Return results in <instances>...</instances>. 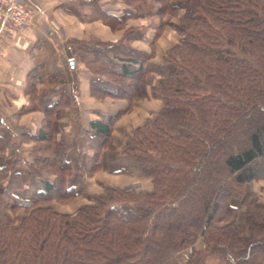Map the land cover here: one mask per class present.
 I'll return each instance as SVG.
<instances>
[{
  "label": "trees",
  "instance_id": "1",
  "mask_svg": "<svg viewBox=\"0 0 264 264\" xmlns=\"http://www.w3.org/2000/svg\"><path fill=\"white\" fill-rule=\"evenodd\" d=\"M158 1L161 18L178 14L171 0ZM187 3L173 23L182 38L167 51L171 66L160 70L165 107L134 130L125 149L152 178L153 190L109 188L73 214L51 206L75 199L68 177L101 169L102 152L115 149V121L148 95L150 54L129 43L70 39L68 53L82 60L93 55L99 66L91 95L126 98L129 104L92 121L90 129L79 127L72 146L58 137L64 100L45 109L39 132L25 134L37 143L30 172L44 187L20 199L11 191L24 186L22 177L10 175L4 193L13 203L0 197V264H179L176 254L200 237L205 248L185 264H200L209 255L228 264H264L258 259L264 255V203L245 190L248 182L264 180V0ZM96 10L108 24L125 23ZM131 32L130 39L140 37ZM34 91L32 84L35 99ZM71 148L79 155L76 167ZM234 200L246 208V234L234 218ZM8 207L14 213L24 209L19 223Z\"/></svg>",
  "mask_w": 264,
  "mask_h": 264
},
{
  "label": "crops",
  "instance_id": "2",
  "mask_svg": "<svg viewBox=\"0 0 264 264\" xmlns=\"http://www.w3.org/2000/svg\"><path fill=\"white\" fill-rule=\"evenodd\" d=\"M24 1L31 12L28 25L13 35L0 34V136L4 140V149L0 152V167L4 168L0 174V197L5 204L13 203L4 193L12 173H19L24 182L22 188L11 191L20 199H29L44 187L42 178L30 172L38 153L37 143L25 139V134L39 132L47 107L60 98L64 100L58 137L71 146L77 141L79 127L90 129L92 121L103 120L126 108V100L109 97L102 100L91 95L90 82L100 76L98 69L92 67L95 65L93 55L82 60L77 53L66 51L65 44L70 39L93 43L107 34L112 42L118 41L114 33L102 25L96 8L105 15L137 26L135 31L140 37L129 44L150 54L145 63L148 95L136 101L130 113L115 121L112 133L115 149L102 152L101 169L84 178L77 173L68 177L67 185L75 188L77 196L67 206V211L55 203L51 206L58 212L73 214L82 205L92 203V196L107 194L109 188L137 186L151 192L152 178L142 173L136 159L125 149L134 130L165 107L160 70L171 66L167 50L182 37L173 23L178 22L189 7L187 0H171L178 7V14H166L163 18L157 13L160 4L148 10L132 0ZM161 26L164 29L159 34ZM32 84L35 99L31 97ZM70 158L76 167L79 155L74 148L70 150ZM196 247H204L202 237Z\"/></svg>",
  "mask_w": 264,
  "mask_h": 264
},
{
  "label": "rangeland",
  "instance_id": "3",
  "mask_svg": "<svg viewBox=\"0 0 264 264\" xmlns=\"http://www.w3.org/2000/svg\"><path fill=\"white\" fill-rule=\"evenodd\" d=\"M136 3L140 4L143 9H148L149 10L153 6H156L157 4H161L162 2L157 1V0H140V1H137ZM166 14L167 15L168 14L169 15H174L175 13L174 12H168ZM100 20H101L102 25H104L107 28H109L111 33H114V35L118 39L117 42H119V43H130L131 44V42H134L136 40V39L135 40L130 39V37L132 35V32L131 31L132 30H135L137 28L136 25H133V24L132 25H128L127 23L120 24V25H118L116 23H113L111 25V24L106 23V21H104L103 19H100ZM159 29H160L159 30V34H160V33L163 32V29L164 28L161 26V28H159ZM102 36H103V38L98 39V40L94 41L93 43L107 44L108 42H112V39H110V37H108L107 34H103ZM179 43H180V40L177 43H175V45L176 44H179ZM175 45H173V46H175ZM173 46H171V47H173ZM92 67L98 68L99 66H98V64H95V65H92ZM108 97L109 96L104 97V98H98V99H102L103 100V99L108 98ZM109 98H113V99H115L117 101H119V100H126L128 102V100L126 98H114V97H109ZM143 99H145V97L144 98H140V99L135 100L134 102H132V105H131L130 109H127L123 114H121L120 117H122L126 113H130L133 110V108H134V103L136 101L143 100ZM128 104L129 103H127L126 108L128 107ZM152 184H153V181H152ZM133 189L140 190L139 187H137V186H134ZM245 190L251 194V197L253 199L258 200L260 203H264V180H258V181L248 182L245 185ZM72 201H70L68 203H60L58 201H54L52 203L57 204V206H59V208H65V209H61V210H63V211L66 210L67 211V209H68L67 206L70 203H72ZM234 203H236V205L238 206V209L234 213L235 214L234 215V218H236V221H237L238 225L241 227L242 232L244 234H246L247 233V227H246V208L238 200H234ZM9 206H10V204H9ZM7 210H8V213L10 214V216L16 218L17 221H18V223H19V220L21 219V217L24 214V212H22V209L21 210H17L15 213L12 212L9 209V207L7 208ZM220 223L223 224V222H221V221H220ZM197 241L192 246H190V247H188V248H186V249H184V250H182V251H180L179 253L176 254V259H177V261H178L179 264H185L189 260V258H191V256H192V254H193L194 251L201 250V249H204L205 248V242L204 241H203L204 242V247L197 248L196 247ZM257 255H260V254H257ZM258 259L259 260H261V259L264 260V255H260L258 257ZM200 264H228V262L226 260L222 259V257L219 256V255H209V256L205 257L204 259H202L201 262H200Z\"/></svg>",
  "mask_w": 264,
  "mask_h": 264
},
{
  "label": "built area",
  "instance_id": "4",
  "mask_svg": "<svg viewBox=\"0 0 264 264\" xmlns=\"http://www.w3.org/2000/svg\"><path fill=\"white\" fill-rule=\"evenodd\" d=\"M30 18L31 12L24 0H0V34L21 32Z\"/></svg>",
  "mask_w": 264,
  "mask_h": 264
}]
</instances>
